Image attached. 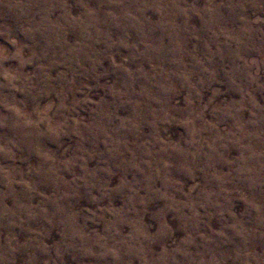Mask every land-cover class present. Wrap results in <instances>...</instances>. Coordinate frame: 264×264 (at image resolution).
Wrapping results in <instances>:
<instances>
[{"label":"rangeland","instance_id":"374dc122","mask_svg":"<svg viewBox=\"0 0 264 264\" xmlns=\"http://www.w3.org/2000/svg\"><path fill=\"white\" fill-rule=\"evenodd\" d=\"M0 264H264V0H0Z\"/></svg>","mask_w":264,"mask_h":264}]
</instances>
